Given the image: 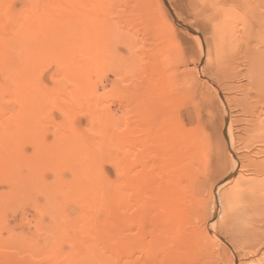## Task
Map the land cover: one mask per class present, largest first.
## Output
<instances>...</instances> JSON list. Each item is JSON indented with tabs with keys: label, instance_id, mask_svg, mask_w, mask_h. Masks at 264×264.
I'll list each match as a JSON object with an SVG mask.
<instances>
[{
	"label": "rangeland",
	"instance_id": "obj_1",
	"mask_svg": "<svg viewBox=\"0 0 264 264\" xmlns=\"http://www.w3.org/2000/svg\"><path fill=\"white\" fill-rule=\"evenodd\" d=\"M258 13L264 0H0V264L202 263L206 252L177 261L154 255L153 233L125 228L133 206L120 201L126 188L138 205L148 171L168 161L154 142L183 145L193 127L226 166L202 191L211 247L221 264H245L211 226L230 205L264 202V174L240 181L229 141L264 132ZM141 113L154 116L155 128L143 170L134 164ZM237 182L240 196L229 194ZM248 219L234 228L264 232V220Z\"/></svg>",
	"mask_w": 264,
	"mask_h": 264
},
{
	"label": "bare ground",
	"instance_id": "obj_2",
	"mask_svg": "<svg viewBox=\"0 0 264 264\" xmlns=\"http://www.w3.org/2000/svg\"><path fill=\"white\" fill-rule=\"evenodd\" d=\"M258 14L256 15V18H259L260 14L259 15ZM262 18L260 16V18L258 20H260ZM256 22H257V24H259V23L261 24V22H259V21H256ZM250 28H251V26H250ZM261 28L263 29V27H261ZM252 31H254V29ZM249 43H251V42H249ZM253 55H254V53H253ZM255 81H256V79H255ZM262 83H264V82H262ZM252 86H254V85H252ZM227 97H229V96H227ZM227 99H229V101H230L231 97L227 98ZM240 100H239V102H240ZM241 102L244 103L246 101L241 100ZM243 103H241V105L238 103V105L242 106V109L244 108V106L249 107V104L248 105L245 104L243 106ZM247 103H249V102H247ZM235 106H237V105H235ZM235 108L237 109V107H235ZM251 108H253L252 105H251ZM231 109H233V108H231ZM245 109H247V108L245 107ZM252 110H254V108ZM252 110H251V112H253ZM248 111H250V110L248 109ZM243 112H245V111H243ZM146 114L141 113V115L138 119V126H136V128L137 127L138 128H137L136 132L134 131V133H136L138 135V138H137L138 141H135L136 146L134 144V147H135L134 152L135 151L137 152V154H135V155H137L136 156L137 162L134 161V164H136V165L139 164L140 167L139 166L138 167L141 168L142 170L144 169V165H145L144 160L146 159V156H145L146 152H149L152 150L150 148L148 149V147L152 146V141L154 140L153 136H155V134H154L155 128L154 129L151 128L154 116L146 115ZM173 119H176V118L173 116ZM185 121H186L185 123L188 125H191L193 123V120L191 117H187ZM196 121L198 123L197 124V126H198L200 124V118H197ZM177 123H178V121H177ZM180 125H179V127H181ZM255 127H256V125H255ZM181 128L184 129L183 126ZM204 128H206V127H204ZM242 128H243V126H242ZM244 128L246 129V127H244ZM258 128L259 127H256V129H258ZM180 129H178V130L180 131V133H182L181 132L182 129L181 130ZM249 129H250V127H249ZM256 129H254V131ZM197 130H198V127H193V129L190 131L186 130L187 132H189V135H188L189 141H187L183 145H181L182 143H180V142L179 143L175 142V144H171V145H168L166 147H160L157 143V140H156V142H154V145L152 147L158 146L159 151L161 153H163L168 158V161H165V164L162 165L160 169H158L159 170L158 172H156L157 170L154 172L148 171L147 175L144 178L146 181L143 183L142 187H141V185H139L141 187L139 193L133 191L134 192L133 195L135 193L139 194L140 201H137V197H138L137 195L133 196L134 199H136V200H134V202L137 201L138 205L132 204V201H130V195L128 193L129 191L126 188L124 189V187H123V189H124L123 192L120 191V193H121L120 195H122V193H123V195L120 198L122 208L129 207V202L133 206V208L130 207L131 210L133 209L132 210V212H133L132 216L126 215V217H125V214L123 213L124 214L123 217H125L123 224H124V226H126L125 228H128L131 232L134 231L135 229L140 231V229L143 228V226H146L147 229H149V232L153 233L152 238H151L153 243L156 244V246L158 245V247H159V245H162V246H160V249L158 248L157 250H155L154 248L156 246L153 247V244L151 246V244L149 243L150 250L154 251V255H156V254L161 255L162 254L166 258L169 257V258H172L175 261H177V260H180L183 258H185L187 260V258H191V257H193V255H198L202 252H206V259L202 263H200V261H199L200 264H221L220 263L221 262L220 261L221 252L219 250L215 251L211 247L212 245H211L210 238H209L210 232L208 231V225L210 224L208 222V218H209V216H208V201L206 199H204V197L202 195V191H203V186L205 184L206 185L208 183L212 184V182L214 183V181L218 180L217 178H215L216 175L219 176L220 175L219 173L224 172L226 170V166L221 161L219 156H217V154H215L213 152L210 139L207 138L206 136L205 137L202 136L201 133L198 134L196 132ZM243 131L245 132V130H243ZM246 131H247V129H246ZM249 131L250 130H248V132ZM260 131L259 132H256V131L252 132L251 131V133L246 132L247 133V136H246L247 139L243 138L241 136L244 139V141L242 138L240 139V137L236 139L235 138L236 135L230 136L231 139H229V141L231 140L232 148L236 152L238 151V153H235L236 157L232 161L231 168H232V170L238 169V172L240 175V181L245 182V181L250 180V178L247 176L249 174H254L257 177L260 176L261 174H264V158L260 159L259 157H257L258 154L264 152V148L262 146V144L264 143V132L262 130L261 131L262 133H260ZM183 133H185V131H183ZM207 133H208V131L205 134H207ZM203 134H204V132H203ZM243 134H245V133H243ZM176 136H174V137H176ZM179 136H181V135H179ZM162 142L165 143L164 139ZM121 143H122L123 151H124L123 172L125 173L126 176H128L127 174L131 173V172H129V167L131 166L129 163L132 162V161L130 162L129 158H128V152H129L128 151V146H129L128 138L124 137L122 139ZM153 150H155V149H153ZM154 154H156V153H154ZM232 154H233V152H232ZM150 155H153V153ZM149 157L151 158V156H149ZM167 158H165V160H167ZM152 159H154V158H152ZM152 159H150V160H152ZM151 162H150V164L154 163V162H152V163ZM136 165H135V167H137ZM132 166H134V165L132 164ZM226 174H228V173H226ZM226 174H224V175H226ZM256 176H254V177H256ZM254 179H256V178H254ZM133 182H135V179L133 180ZM125 184H127V183H125ZM137 184H139V183L137 182L136 184H133V186H136ZM238 184H239V182H237L236 185H234V187L239 186V188L236 190L233 189L234 187L232 189L229 188L230 190H228V191L231 192V193L229 192V194L236 195L238 193V191L241 190V187ZM129 185H131V184H129ZM241 186L243 187V183ZM254 186H255V184H254ZM137 188H138V186H137ZM250 189H252V188H250ZM242 190H245V189L243 188ZM207 192H209V191H207ZM250 192H254V191L250 190ZM255 193H254V196H256ZM263 193H264V191H263ZM237 195H239V194H237ZM258 195H259V193H258ZM254 196H253V198H254ZM222 197H224V196H222ZM241 197H243V196H241ZM241 197H239L240 201L242 199ZM259 198L260 197L258 196V199ZM252 199L250 200L251 203L254 201ZM254 199L256 200V197ZM224 201H225V198H224ZM228 201L227 202L225 201L226 205H227ZM255 202L256 201H254L252 204H248V203L246 204L245 203V204H243L244 205L243 208L239 207V205H238V208H236V205L233 206L235 208H232L231 205H230V208L226 207V209H228V208L229 209L224 211L223 221L219 222L218 225H212L211 226V228L213 229V230L212 229L211 230L214 231L215 233H217V235L220 236L219 238L225 237L229 242H232L231 249L237 255V257L244 258L245 264H250L251 262H252V264H264V258H263L264 257L263 256L264 255V232L258 231V232H252V234H251L250 232L247 231V228L249 226L246 224L241 225V226H243V229H241V230L237 228L239 225L234 228V225H236V223L239 221L240 218H243V219L247 218L248 219L249 216L257 215V218L259 219V221L264 220V207H263V205H261V204H264V202L263 203L259 202V201H257L256 203ZM241 205H242V203H240V206ZM126 210H128V209H126ZM128 213L129 212H127V214ZM260 226L262 227V225H260ZM185 238L188 239L189 241L187 240L185 242V240H186ZM137 239H139V238H137ZM139 240L136 241L137 242L136 245L140 244ZM141 244H140V246H141ZM161 247H163V248H161ZM147 251H149V250H147ZM150 253H151V251H150ZM153 258H154V256H153ZM237 260H239V259H237ZM247 261H251V262L247 263Z\"/></svg>",
	"mask_w": 264,
	"mask_h": 264
}]
</instances>
